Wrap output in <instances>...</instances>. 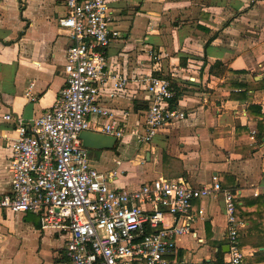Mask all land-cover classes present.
<instances>
[{"label":"crops","instance_id":"obj_1","mask_svg":"<svg viewBox=\"0 0 264 264\" xmlns=\"http://www.w3.org/2000/svg\"><path fill=\"white\" fill-rule=\"evenodd\" d=\"M65 2L0 0V197L12 189L10 145L18 136L15 120L4 117L32 124L52 109L64 85L71 40L58 18ZM112 7L122 37L108 56L128 85L107 89L101 104L125 136L112 149L88 150L91 164L116 173L109 182L115 188L165 177L193 188L219 182L240 190L243 264H264V0H116ZM150 49L162 56L159 67L148 59ZM152 74L172 81L170 108L184 117L142 144L134 130L144 127L151 95L143 79ZM106 123L92 117L90 131L102 133ZM192 214L196 235L179 236L167 259L214 264L222 252L225 264L222 194L194 200ZM172 221L167 215L166 225ZM67 241L65 231L43 229L35 214L0 213V264H68Z\"/></svg>","mask_w":264,"mask_h":264},{"label":"built area","instance_id":"obj_2","mask_svg":"<svg viewBox=\"0 0 264 264\" xmlns=\"http://www.w3.org/2000/svg\"><path fill=\"white\" fill-rule=\"evenodd\" d=\"M114 1L66 0L58 25L71 44L56 103L32 124L4 117L15 120L18 136L10 145L12 189L0 197V213H32L43 229L65 231L68 264H171L167 256L176 239L196 235L193 201L221 193L230 248L225 264H243L242 223L236 218L240 190L224 189L219 182L193 188L183 178L165 177L136 189L115 188L109 182L116 173H101L90 162L80 135L90 131L92 117L107 120L102 133L125 136L114 112L101 104L107 89L121 92L128 85L108 56L109 46L122 37L115 28ZM148 59L159 67L162 56L150 49ZM143 80L151 102L144 127L134 133L145 144L184 114L170 108L175 97L170 79L152 74ZM167 215L173 217L169 225Z\"/></svg>","mask_w":264,"mask_h":264},{"label":"water","instance_id":"obj_3","mask_svg":"<svg viewBox=\"0 0 264 264\" xmlns=\"http://www.w3.org/2000/svg\"><path fill=\"white\" fill-rule=\"evenodd\" d=\"M80 138L83 142V146L88 150L112 149L117 143L115 137L94 131H84L81 133ZM226 252H228V250L225 251V253Z\"/></svg>","mask_w":264,"mask_h":264},{"label":"trees","instance_id":"obj_4","mask_svg":"<svg viewBox=\"0 0 264 264\" xmlns=\"http://www.w3.org/2000/svg\"><path fill=\"white\" fill-rule=\"evenodd\" d=\"M260 203L264 207V199ZM245 213H246L245 208H243L242 206H237L236 207V218H237L238 221H241V220L245 219ZM262 214L264 215V212ZM243 245L245 246V244H243ZM223 259H224V254L222 252H219L218 255H217L216 262L214 264H224Z\"/></svg>","mask_w":264,"mask_h":264}]
</instances>
